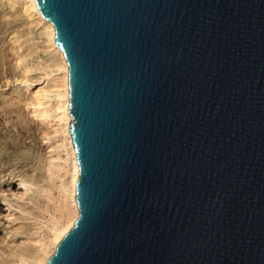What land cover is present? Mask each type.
I'll use <instances>...</instances> for the list:
<instances>
[{
  "label": "water",
  "instance_id": "obj_1",
  "mask_svg": "<svg viewBox=\"0 0 264 264\" xmlns=\"http://www.w3.org/2000/svg\"><path fill=\"white\" fill-rule=\"evenodd\" d=\"M34 1L79 168L47 264H264V0Z\"/></svg>",
  "mask_w": 264,
  "mask_h": 264
},
{
  "label": "rangeland",
  "instance_id": "obj_2",
  "mask_svg": "<svg viewBox=\"0 0 264 264\" xmlns=\"http://www.w3.org/2000/svg\"><path fill=\"white\" fill-rule=\"evenodd\" d=\"M21 2L0 0V264L34 253L44 241L66 203L61 184L69 180L55 110L57 57Z\"/></svg>",
  "mask_w": 264,
  "mask_h": 264
},
{
  "label": "bare ground",
  "instance_id": "obj_3",
  "mask_svg": "<svg viewBox=\"0 0 264 264\" xmlns=\"http://www.w3.org/2000/svg\"><path fill=\"white\" fill-rule=\"evenodd\" d=\"M21 4H22L23 12L26 14V16L29 19H35L38 24L42 25L43 27L42 35L43 33L46 35L48 49H51L57 57L55 67L61 73V78L59 79L58 85L55 86L56 87L55 110L58 113L59 121L61 122L60 132L63 134L62 146L66 147L68 151V153L67 152L66 153L68 160L67 174L69 175L68 178L69 180L67 183L61 184V191L64 196V202L66 203L59 208L58 216L57 217L55 216L53 220L54 223H52L51 228H49L48 235L46 236L44 241L38 243V247L36 248L34 253H28L27 251H25L16 260V262L12 264H47V261L50 258V256L54 254L58 243L62 240L65 234H67L69 230L73 227L78 217L79 209L75 199V195H76V185L79 175V168H78V161H77L73 141L68 129V122L70 120V115L68 114V105H69L68 63L66 62L62 51L54 43L55 28L53 24L47 19L43 18V16L40 14L35 4V1L22 0ZM27 73L28 71L26 70L25 74ZM36 101L39 106L42 103V98L38 97ZM46 115L47 113H42L41 117H46ZM22 184L24 185V188L28 190L27 183L22 182ZM26 250L28 249L26 248Z\"/></svg>",
  "mask_w": 264,
  "mask_h": 264
}]
</instances>
